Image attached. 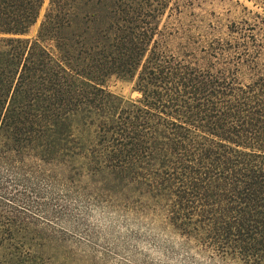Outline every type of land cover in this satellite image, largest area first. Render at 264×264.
<instances>
[{"label": "trees", "instance_id": "1", "mask_svg": "<svg viewBox=\"0 0 264 264\" xmlns=\"http://www.w3.org/2000/svg\"><path fill=\"white\" fill-rule=\"evenodd\" d=\"M45 3L0 0V264H52L55 246L83 264H157L133 225L151 203L208 257L182 264H264V68L249 28L181 56L162 24L174 0ZM246 69L259 73L243 82ZM112 77L141 98L108 91Z\"/></svg>", "mask_w": 264, "mask_h": 264}, {"label": "rangeland", "instance_id": "2", "mask_svg": "<svg viewBox=\"0 0 264 264\" xmlns=\"http://www.w3.org/2000/svg\"><path fill=\"white\" fill-rule=\"evenodd\" d=\"M51 0H46L45 8ZM175 3L162 20V24L176 29L178 33L168 40V47L174 53L185 56L194 52L202 54L203 49L217 41H232L235 34L231 32L233 25L249 28L254 39L249 38V46L259 50L258 63L264 68V0H174ZM181 3V12L177 4ZM39 21L30 29L27 37L37 36ZM243 41V39H241ZM186 45V46H184ZM252 70V69H251ZM246 69L239 74L243 82H248L258 75L255 70ZM104 87L126 101H136L141 98L135 90V83L112 77L104 83ZM135 229L142 234L141 248L157 264H182L185 257H194L196 261H207L206 254L201 253L195 243L186 239L170 224L165 209L153 203L139 214V221L133 223ZM45 249V248H44ZM43 249V250H44ZM45 256L52 264H83L81 260L72 262V255L66 253L65 247L46 248ZM168 251L172 254L169 255ZM174 256V258H172ZM78 257V255H77ZM76 259V258H75ZM142 257L135 260L140 263Z\"/></svg>", "mask_w": 264, "mask_h": 264}]
</instances>
